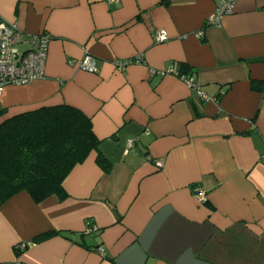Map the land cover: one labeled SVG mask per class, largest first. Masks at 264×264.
Here are the masks:
<instances>
[{"label": "crops", "instance_id": "1", "mask_svg": "<svg viewBox=\"0 0 264 264\" xmlns=\"http://www.w3.org/2000/svg\"><path fill=\"white\" fill-rule=\"evenodd\" d=\"M220 1L0 0L1 20L51 35L45 77L7 85L0 108L73 105L111 163L91 151L65 198L2 203L0 264H264V0L205 25ZM85 52L96 72L79 67ZM182 64L213 99L162 72Z\"/></svg>", "mask_w": 264, "mask_h": 264}, {"label": "trees", "instance_id": "2", "mask_svg": "<svg viewBox=\"0 0 264 264\" xmlns=\"http://www.w3.org/2000/svg\"><path fill=\"white\" fill-rule=\"evenodd\" d=\"M187 69L182 64L178 71L191 74ZM253 86L258 83L253 81ZM99 143L90 117L73 105H40L12 114L0 108V205L22 190L36 202L53 194L65 198L64 178L91 151L97 152V163L109 171L111 163Z\"/></svg>", "mask_w": 264, "mask_h": 264}, {"label": "built area", "instance_id": "3", "mask_svg": "<svg viewBox=\"0 0 264 264\" xmlns=\"http://www.w3.org/2000/svg\"><path fill=\"white\" fill-rule=\"evenodd\" d=\"M108 2L116 0H107ZM237 0H221L215 10L205 19V25L219 24L224 15L233 12ZM202 30L197 32L200 36ZM153 38L156 42H162L168 38L164 29H157ZM51 35L43 30L37 33L25 32L16 21H3L0 19V94L7 85H23L45 77V66L48 52V44ZM143 59L137 55L131 59H114L113 64L118 70H124L131 63H142ZM80 68L97 71V59L89 52H85L79 59ZM164 72L173 73L182 79L204 101L213 99V96L203 91L191 74L178 71L170 65ZM135 139L131 138L126 143V150L133 147ZM160 166L159 161L156 162ZM195 194L200 201L206 200V194L199 186L195 187ZM88 230V229H87ZM30 242L20 243L17 248L23 250ZM103 252L102 247H98Z\"/></svg>", "mask_w": 264, "mask_h": 264}]
</instances>
